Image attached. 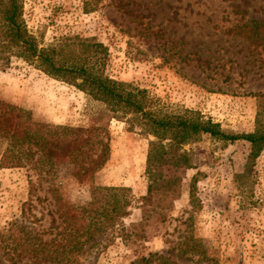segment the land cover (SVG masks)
I'll return each mask as SVG.
<instances>
[{
    "label": "rangeland",
    "instance_id": "obj_1",
    "mask_svg": "<svg viewBox=\"0 0 264 264\" xmlns=\"http://www.w3.org/2000/svg\"><path fill=\"white\" fill-rule=\"evenodd\" d=\"M22 18L40 47L70 45L67 58L78 57L73 42L101 45L92 48L98 73L144 91L151 106L168 117H199L225 134L254 131L258 100L253 95L264 91V50L228 31L264 19V0H22ZM0 100L39 123L94 127L102 137L106 131L110 155L92 183L128 189L132 198L125 223L139 221L149 144L157 138L138 116L112 112L18 58L0 71ZM182 150L191 168L177 173L179 195L166 222L151 231L142 256L157 253L175 264H264V151L256 161L252 196L242 198L233 175L243 169L247 143L201 135ZM59 165L56 182H62L63 198L86 203L89 184H77L66 164ZM27 194L25 169L0 170V257L14 255L16 264L27 263L13 250L23 244L25 232L42 233L50 225L42 203L38 221L21 217ZM184 238L198 241L210 262L177 257L174 246ZM137 257L118 240L97 260L80 261L132 264Z\"/></svg>",
    "mask_w": 264,
    "mask_h": 264
},
{
    "label": "trees",
    "instance_id": "obj_2",
    "mask_svg": "<svg viewBox=\"0 0 264 264\" xmlns=\"http://www.w3.org/2000/svg\"><path fill=\"white\" fill-rule=\"evenodd\" d=\"M228 32L264 50V19L248 21ZM72 45L79 48L77 58H67V52L71 55L70 45L40 47L22 18V0H0V71L8 68L12 58L35 64L43 73L74 86L112 112L138 116L157 138L149 144L145 171L147 191L140 201V219L125 223L132 198L128 189L98 187L92 183L110 155V137L106 131L102 137L94 127L39 123L28 112L0 100V170L25 169L27 172L28 196L21 205V217L38 221L37 204L42 203L50 219L45 232H25L23 244L13 249L16 257L26 259V264H81L82 257L95 261L119 240L127 251L138 256L132 264H175L157 253L142 256L141 251L151 231L166 222L179 195L181 179L177 173L191 168L190 157L182 147L201 135L229 143H247L249 152L243 169L233 175V182L238 196H252L256 161L264 151V91L253 95L258 100L254 131L225 134L218 124L199 117H168L151 106L144 91L98 73L91 62L92 52L96 51L92 48L98 49L101 45L84 42ZM59 164H66L69 177L77 184H89L86 203L73 204L63 198L62 182H56ZM193 192L190 191L192 199ZM174 250L179 258L190 255L197 256V261L210 262L204 247L193 239L184 238ZM13 256L4 253L0 264H16Z\"/></svg>",
    "mask_w": 264,
    "mask_h": 264
}]
</instances>
